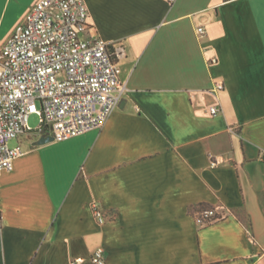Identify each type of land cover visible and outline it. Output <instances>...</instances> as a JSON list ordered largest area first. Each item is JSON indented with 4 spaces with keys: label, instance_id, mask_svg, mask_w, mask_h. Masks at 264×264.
Instances as JSON below:
<instances>
[{
    "label": "crops",
    "instance_id": "obj_1",
    "mask_svg": "<svg viewBox=\"0 0 264 264\" xmlns=\"http://www.w3.org/2000/svg\"><path fill=\"white\" fill-rule=\"evenodd\" d=\"M37 1L0 0V49ZM85 3L88 35L125 48V90L101 129L16 139L0 264H93L99 247L105 264H264V0ZM201 208L227 216L200 226Z\"/></svg>",
    "mask_w": 264,
    "mask_h": 264
},
{
    "label": "built area",
    "instance_id": "obj_2",
    "mask_svg": "<svg viewBox=\"0 0 264 264\" xmlns=\"http://www.w3.org/2000/svg\"><path fill=\"white\" fill-rule=\"evenodd\" d=\"M89 29L85 0H39L0 49V176L24 153L19 143L10 145L22 134L34 131L64 141L101 129L117 108L125 90L119 63L125 48L88 35ZM215 88L224 89V83L216 82ZM220 111L216 106L211 113ZM33 114L40 117L36 129L28 124ZM94 214L105 222L97 203ZM226 216L217 208H201L195 219L207 226ZM106 256L99 247L92 263L105 264ZM83 261L75 257L72 264Z\"/></svg>",
    "mask_w": 264,
    "mask_h": 264
},
{
    "label": "rangeland",
    "instance_id": "obj_3",
    "mask_svg": "<svg viewBox=\"0 0 264 264\" xmlns=\"http://www.w3.org/2000/svg\"><path fill=\"white\" fill-rule=\"evenodd\" d=\"M4 31H5V27H4ZM39 115H37V114H33V115H31L30 117H29V119H28V124H29V126L32 128V129H36L37 127H38V125H39ZM16 140H12L11 142H10V145L11 146H14V145H16Z\"/></svg>",
    "mask_w": 264,
    "mask_h": 264
},
{
    "label": "water",
    "instance_id": "obj_4",
    "mask_svg": "<svg viewBox=\"0 0 264 264\" xmlns=\"http://www.w3.org/2000/svg\"><path fill=\"white\" fill-rule=\"evenodd\" d=\"M53 140V137L51 136H42L40 139V143H45L47 141Z\"/></svg>",
    "mask_w": 264,
    "mask_h": 264
}]
</instances>
